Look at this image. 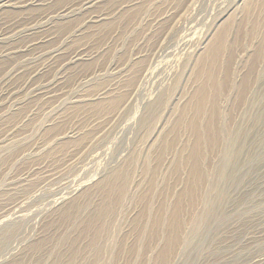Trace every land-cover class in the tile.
Instances as JSON below:
<instances>
[{"label":"rangeland","instance_id":"374dc122","mask_svg":"<svg viewBox=\"0 0 264 264\" xmlns=\"http://www.w3.org/2000/svg\"><path fill=\"white\" fill-rule=\"evenodd\" d=\"M0 264H264V0H0Z\"/></svg>","mask_w":264,"mask_h":264}]
</instances>
